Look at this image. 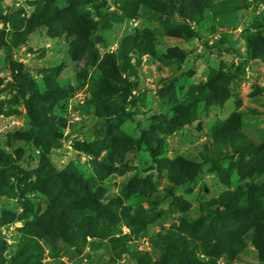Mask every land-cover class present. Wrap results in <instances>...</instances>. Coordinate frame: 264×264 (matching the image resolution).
<instances>
[{
  "label": "rangeland",
  "instance_id": "374dc122",
  "mask_svg": "<svg viewBox=\"0 0 264 264\" xmlns=\"http://www.w3.org/2000/svg\"><path fill=\"white\" fill-rule=\"evenodd\" d=\"M194 1L0 0V264L155 262L229 194L246 239L216 264H264V0Z\"/></svg>",
  "mask_w": 264,
  "mask_h": 264
},
{
  "label": "trees",
  "instance_id": "16d2710c",
  "mask_svg": "<svg viewBox=\"0 0 264 264\" xmlns=\"http://www.w3.org/2000/svg\"><path fill=\"white\" fill-rule=\"evenodd\" d=\"M187 1H189L190 7L195 10L199 9L198 4L194 0ZM179 3L181 13L186 11V15H191L186 5L182 1H179ZM218 91H222V89H218ZM155 129L158 130L160 127ZM154 133L156 132H151L152 135H150L149 132H144L141 136V143L146 144L149 148H151L153 144L157 146V143H154ZM152 155L154 158L156 157L154 149L152 150ZM0 163L2 165L6 164L1 158ZM69 175L77 182L81 181V178L78 177L75 171L74 174L71 173ZM251 194L256 197L259 195L258 192H253ZM228 198L229 199L226 200L225 203H201L198 207L194 208V215H183L180 218L178 226L173 228L168 237L163 238L165 242L158 248L157 254L159 256L157 260L153 262L152 260L146 259L147 257H145L144 254H139L137 256L139 264H216L217 258L222 255H229L235 258L240 251V244L246 239L245 235L248 223L245 220L246 218L244 219V214L247 213L246 211L252 203V198L250 195L247 199L241 200L237 194H229ZM85 206L83 202L79 204L78 208L74 209V216L78 219V222L73 223L81 225L82 222L87 223V221H94L93 216H89V219L86 217L87 214L85 213H88V210ZM70 208H72L71 204ZM109 216L117 219V216L112 212H109ZM137 219L141 222H146V218L144 217H138ZM230 222L232 227L235 226L237 229L232 231L227 230L226 228L230 225ZM132 224L133 222L128 225L131 227ZM250 229L255 231L256 245L261 246L264 244L263 239L259 241L257 237L258 232H264L258 220L254 221ZM224 230H227V235H225L226 232H224ZM60 236L65 238V240L74 247H79L80 244L75 242L74 234H61ZM94 236L95 234L91 232H84L80 235H76L83 243L88 237ZM111 237V235H108V238L112 239ZM165 243L167 246L163 248Z\"/></svg>",
  "mask_w": 264,
  "mask_h": 264
}]
</instances>
